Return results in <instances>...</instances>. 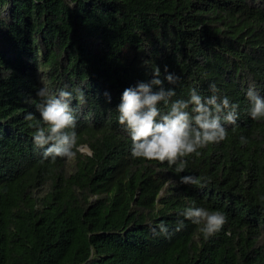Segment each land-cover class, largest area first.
<instances>
[{
	"label": "trees",
	"instance_id": "16d2710c",
	"mask_svg": "<svg viewBox=\"0 0 264 264\" xmlns=\"http://www.w3.org/2000/svg\"><path fill=\"white\" fill-rule=\"evenodd\" d=\"M70 3L0 0V264H264V120L244 96L264 87V0ZM165 65L176 97L211 94L212 81L240 104L235 130L188 159L203 187L133 159L116 120L122 89ZM42 85L84 89L72 158L41 159L32 144ZM192 200L227 215L207 240L189 220L174 229ZM161 221L170 234L152 231Z\"/></svg>",
	"mask_w": 264,
	"mask_h": 264
},
{
	"label": "clouds",
	"instance_id": "9594fccd",
	"mask_svg": "<svg viewBox=\"0 0 264 264\" xmlns=\"http://www.w3.org/2000/svg\"><path fill=\"white\" fill-rule=\"evenodd\" d=\"M74 4L75 0H72L68 6ZM177 80L179 76L168 71L167 65L163 78L160 67H154L147 79H138L122 89L115 104L116 120L129 140V153L133 159L166 163L165 170L178 174L179 183L203 187L210 178L185 173L188 159L199 156L206 146L225 140L229 126L235 130L240 104L221 94L212 81L208 85L211 94L206 95L193 86L186 97H176L175 88L165 87V81L174 84ZM35 92L39 97L36 103L39 119L30 123L34 148L39 150L41 159L72 158L78 150L77 108L72 102L75 100L77 105L86 102L84 89H53L42 85ZM103 95L110 103L111 93L105 90ZM244 96L248 116L253 120H264V87L249 82ZM25 119L31 122L33 113H26ZM239 142L246 143L247 137L241 135ZM87 155L92 156L93 152L89 150ZM177 214L182 219L174 225L176 231L184 226L186 219L199 226L205 240L219 232L227 221L222 209H209L195 200L179 208ZM152 231L168 235L170 226L161 221L152 227Z\"/></svg>",
	"mask_w": 264,
	"mask_h": 264
},
{
	"label": "rangeland",
	"instance_id": "374dc122",
	"mask_svg": "<svg viewBox=\"0 0 264 264\" xmlns=\"http://www.w3.org/2000/svg\"><path fill=\"white\" fill-rule=\"evenodd\" d=\"M7 9H8V8L5 9V12L7 11ZM81 150H82V151H86V152L88 151V149H87L86 147H81Z\"/></svg>",
	"mask_w": 264,
	"mask_h": 264
},
{
	"label": "water",
	"instance_id": "95a60500",
	"mask_svg": "<svg viewBox=\"0 0 264 264\" xmlns=\"http://www.w3.org/2000/svg\"><path fill=\"white\" fill-rule=\"evenodd\" d=\"M86 148L88 149V151L90 150L88 147H86ZM88 151H87V152H88Z\"/></svg>",
	"mask_w": 264,
	"mask_h": 264
}]
</instances>
